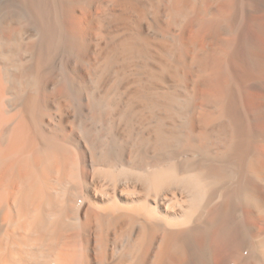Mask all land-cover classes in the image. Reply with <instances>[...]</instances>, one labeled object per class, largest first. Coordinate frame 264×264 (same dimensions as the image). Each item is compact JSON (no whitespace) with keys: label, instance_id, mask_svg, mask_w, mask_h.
<instances>
[{"label":"bare ground","instance_id":"6f19581e","mask_svg":"<svg viewBox=\"0 0 264 264\" xmlns=\"http://www.w3.org/2000/svg\"><path fill=\"white\" fill-rule=\"evenodd\" d=\"M0 264H264V0H0Z\"/></svg>","mask_w":264,"mask_h":264}]
</instances>
